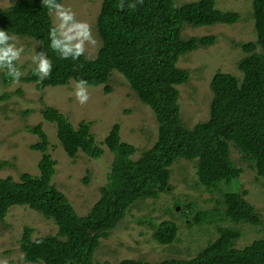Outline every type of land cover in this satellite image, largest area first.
<instances>
[{
    "label": "trees",
    "instance_id": "16d2710c",
    "mask_svg": "<svg viewBox=\"0 0 264 264\" xmlns=\"http://www.w3.org/2000/svg\"><path fill=\"white\" fill-rule=\"evenodd\" d=\"M63 0H56L62 3ZM124 7L121 9L120 4ZM135 4L132 8L129 5ZM256 39L240 43L244 55L238 61L241 76L218 70L212 77L209 117L193 126L182 117L181 84L188 83L192 73L179 66L182 55L209 47L217 41L213 34L184 35L191 27L234 24L240 13L221 10L215 0H103L97 16L96 32L101 40L97 56L84 53L78 59H62L51 48L53 26L49 8L42 0H15L0 8V30L15 36H28L39 44V51L52 61L49 77L41 79L32 69L20 77L36 82L38 89L66 85L71 80L87 81L86 85H103L106 93L114 70L129 82L140 100L149 105L158 122V136L153 146L138 158V148L121 136V124L114 123L103 141L97 143L92 123L82 120L77 125L58 108L45 105V120L56 124L57 136L68 156L84 152L94 159L105 153L114 155L108 181L100 189L98 200L87 214L80 215L68 196L54 183L57 161L48 153L49 136L43 123L28 126L40 140L31 145L43 152L40 173L23 172L19 180L0 176V222H4L14 205L27 206L57 225L55 234L33 237L34 228L26 225L20 239L24 259L40 264H112L94 255L103 238L110 236L127 212L139 201L158 199L171 188L172 166L178 159L194 160L198 183L216 198L218 208L201 209L195 201H176L174 210L193 224H215L218 236L190 258H166L161 261L124 258L117 264H264V237L243 248L236 246L242 237L240 223L261 226L264 220L246 198L248 190H226L224 185L239 181L243 169L233 160L231 148L238 150L244 161L264 178V0L252 1ZM15 64V62H14ZM2 81L15 80L6 72ZM21 92V91H20ZM9 93L0 94V100ZM13 165L0 162V169ZM88 182V177L85 178ZM230 222V224H225ZM153 238L170 245L178 239L179 225L172 220L150 222Z\"/></svg>",
    "mask_w": 264,
    "mask_h": 264
},
{
    "label": "rangeland",
    "instance_id": "374dc122",
    "mask_svg": "<svg viewBox=\"0 0 264 264\" xmlns=\"http://www.w3.org/2000/svg\"><path fill=\"white\" fill-rule=\"evenodd\" d=\"M15 0H0V8H6ZM194 0H177L178 3ZM221 10H233L240 13V20L234 24L216 23L214 25L191 27L186 25L184 35L217 36L214 45L200 47L195 51L182 55L179 59L181 68L192 73L188 83L178 87L181 90L182 117L188 126L209 117L212 91L210 82L218 71L232 72L241 76L237 65L244 51L240 43L256 39L254 18L252 16L253 0H215ZM103 0H63V4L76 14V19L91 25L96 45L86 44L85 54L93 59L97 56L101 40L96 32L97 16ZM52 20L54 14H51ZM12 35V34H9ZM15 36V35H14ZM18 38L17 47L23 46L24 51L15 66L22 73L21 77L31 74L37 65L32 56L39 51V44L28 36ZM5 68L0 69V75ZM8 70H6L7 72ZM109 84L112 91L106 93L103 85H86L89 99L80 104L75 96L76 81L66 85L48 86L38 89L36 82H26L19 78L11 84H5L0 77V94L9 93V97L0 100V162L9 161L0 169V176H13L19 180L23 172L33 175L40 173L39 161L43 156L40 150L31 145L40 137L27 129L43 123L49 136L48 153L57 161L53 183L62 190L80 215H85L98 200L101 187L108 181L113 153L105 147V153L98 159L91 158L80 152L76 158L67 155L57 136L55 123L44 119L41 108L50 105L64 112L72 123L77 125L86 120L92 123L91 131L100 143L111 130L114 123L121 124L122 139L134 144L138 150L133 156L138 158L141 153L153 146L158 136V122L152 108L142 102L131 88L127 79L114 70ZM21 91V92H20ZM231 153L236 165L243 169L239 181L224 185L226 190H248L246 197L260 213L264 220V178L257 176L255 169L243 160L240 152L234 147ZM89 181L86 182L85 178ZM171 188L160 194L158 199L149 198L137 202L129 210L118 227L103 238L95 252V259L109 260L117 264L124 258L161 261L166 258L194 257L204 246L218 236L215 224H193L179 210H174L176 201L182 204L195 201L201 209L218 208L216 198L221 192H211L198 183L196 163L194 160L178 159L172 166ZM181 207V205H180ZM172 220L179 225L178 239L170 244L158 243L153 238L150 222L160 223ZM225 224H230L227 222ZM26 225L34 228L33 237L55 234L57 225L43 214L27 207L14 205L4 222H0V261L8 264H40L28 262L20 247V239ZM238 227L243 234L237 242L243 248L257 238L264 237V228L246 223ZM43 264V263H42Z\"/></svg>",
    "mask_w": 264,
    "mask_h": 264
},
{
    "label": "clouds",
    "instance_id": "9594fccd",
    "mask_svg": "<svg viewBox=\"0 0 264 264\" xmlns=\"http://www.w3.org/2000/svg\"><path fill=\"white\" fill-rule=\"evenodd\" d=\"M42 2L49 8L50 14H54L53 26L49 33L51 48L59 53L62 59H78L84 54L86 44L96 45L97 41L92 35L91 25L77 20L71 8L57 3L56 0H42ZM129 6L136 7L135 4ZM119 7L122 9L124 5L121 3ZM17 43V37L0 30V69L6 68L8 74L18 81L22 73L14 62L20 59L24 48L17 47ZM32 61L37 65L35 72L41 79L50 76L53 65L45 53H36L32 56ZM86 84L87 81L81 79L75 85V96L80 104H85L89 99ZM0 264H8V261L5 259L0 261Z\"/></svg>",
    "mask_w": 264,
    "mask_h": 264
},
{
    "label": "water",
    "instance_id": "95a60500",
    "mask_svg": "<svg viewBox=\"0 0 264 264\" xmlns=\"http://www.w3.org/2000/svg\"><path fill=\"white\" fill-rule=\"evenodd\" d=\"M180 209V206H177L176 210H179Z\"/></svg>",
    "mask_w": 264,
    "mask_h": 264
}]
</instances>
